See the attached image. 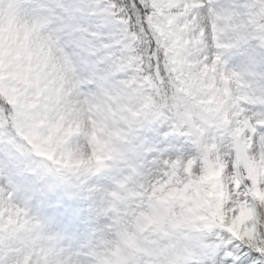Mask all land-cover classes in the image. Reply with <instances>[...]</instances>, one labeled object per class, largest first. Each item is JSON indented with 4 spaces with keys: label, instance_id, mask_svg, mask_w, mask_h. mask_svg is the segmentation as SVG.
<instances>
[{
    "label": "rangeland",
    "instance_id": "1",
    "mask_svg": "<svg viewBox=\"0 0 264 264\" xmlns=\"http://www.w3.org/2000/svg\"><path fill=\"white\" fill-rule=\"evenodd\" d=\"M231 18L229 13L217 19L227 27ZM240 28L236 38L241 42L257 39L264 45L259 29H251L248 20L241 21ZM40 55L25 24H0V92L13 103L30 140L48 134L54 143L48 151L42 148L50 161L39 159L28 167L21 156L15 175L0 166V183L8 184L13 201L34 218L23 222L24 229L46 243L42 259L54 255L60 242L75 253L94 241V230L108 222V200L110 222L99 233L88 264H204L214 252L220 228L240 232L253 212L244 183L254 181L264 192V131H258L264 126V80L253 67L221 75L218 88L209 83L203 98H188L221 115L224 127L194 119L192 130L179 126L174 112L176 127L188 141L171 132L167 123L157 122L151 97L124 85L92 105L90 112L96 111V126H101L96 139L88 116L72 115L74 100L64 97L69 107L62 112L50 105L48 93L55 78L41 86ZM190 83L195 80L190 78ZM33 94L38 101L30 99ZM150 132L157 138L149 137ZM189 143L192 152L186 154ZM208 159L226 180L221 223L208 208ZM63 164L84 173L106 169L68 179L56 171ZM68 210L75 213L72 219ZM145 219L157 226L150 224L148 232L138 235L136 229ZM72 264L81 262L73 258Z\"/></svg>",
    "mask_w": 264,
    "mask_h": 264
},
{
    "label": "snow or ice",
    "instance_id": "2",
    "mask_svg": "<svg viewBox=\"0 0 264 264\" xmlns=\"http://www.w3.org/2000/svg\"><path fill=\"white\" fill-rule=\"evenodd\" d=\"M229 13L224 27L217 18ZM253 18L264 23V0H0V24H25L39 49L41 86L55 78L48 102L57 112L69 107L67 97L75 101L72 115L89 116L99 98L107 100L130 85L156 102L157 122L187 140L172 115L183 110L186 98H203L209 83L218 88L221 75H236L245 65L264 80V45L236 38L240 22ZM25 143L23 122L0 94V166L12 175ZM191 152L189 143L186 154ZM105 169L70 175L80 179ZM251 207L238 234L228 226L218 230L214 252L204 264H264V204ZM104 212L108 222L103 227L110 222L109 200ZM27 213L13 201L8 184L0 183V264H72L73 258L88 264L103 227L94 230V241L80 252L60 242L54 255L42 259L46 243L24 229L23 222L34 219ZM66 215L72 219L75 213Z\"/></svg>",
    "mask_w": 264,
    "mask_h": 264
},
{
    "label": "trees",
    "instance_id": "3",
    "mask_svg": "<svg viewBox=\"0 0 264 264\" xmlns=\"http://www.w3.org/2000/svg\"><path fill=\"white\" fill-rule=\"evenodd\" d=\"M255 25H261V28H264V23H261L259 19H257L256 22H254ZM261 35L264 37V32H261ZM220 187L218 185H214V190H215V196L222 195L221 190H219ZM254 202H258L261 204H264V195L262 196H254Z\"/></svg>",
    "mask_w": 264,
    "mask_h": 264
},
{
    "label": "bare ground",
    "instance_id": "4",
    "mask_svg": "<svg viewBox=\"0 0 264 264\" xmlns=\"http://www.w3.org/2000/svg\"><path fill=\"white\" fill-rule=\"evenodd\" d=\"M120 108L123 109V106L121 105Z\"/></svg>",
    "mask_w": 264,
    "mask_h": 264
}]
</instances>
